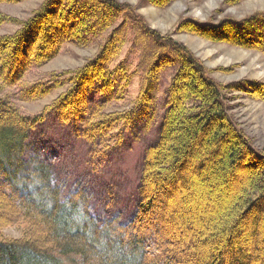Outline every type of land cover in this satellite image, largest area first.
Listing matches in <instances>:
<instances>
[{
  "label": "trees",
  "instance_id": "obj_1",
  "mask_svg": "<svg viewBox=\"0 0 264 264\" xmlns=\"http://www.w3.org/2000/svg\"><path fill=\"white\" fill-rule=\"evenodd\" d=\"M145 1L163 7L172 2ZM6 23L18 28L0 34V264H264V148L230 105L235 92L264 101V82L221 85L189 47L151 28L129 2L43 0L28 18L0 11V27ZM177 30L264 55V10L217 22L185 17ZM97 38L104 40L83 65L54 72L48 83L21 84L67 42L86 46ZM167 69L165 101L155 103ZM134 75L135 99L126 93ZM16 85L25 87L24 101L63 89L39 113L26 115L7 91ZM92 92L106 100L89 110ZM112 101L127 106L109 110ZM53 112L74 124L92 158L123 144L125 128L140 114L144 128L157 121L128 220H99L86 187L65 192L51 164L38 154L26 157L31 131ZM15 224L21 235H4ZM247 228L250 244L242 245Z\"/></svg>",
  "mask_w": 264,
  "mask_h": 264
},
{
  "label": "rangeland",
  "instance_id": "obj_2",
  "mask_svg": "<svg viewBox=\"0 0 264 264\" xmlns=\"http://www.w3.org/2000/svg\"><path fill=\"white\" fill-rule=\"evenodd\" d=\"M43 0H25L14 4H0V11L19 18H28ZM129 2L138 8L148 25L163 35H170L184 43L204 63L211 76L221 85L232 81L251 79L264 82V55L250 49H244L226 42H215L202 36L178 31L179 22L185 18L199 21H220L225 17L242 18L257 10H264V0H172L168 6H156L145 0H119ZM18 25L6 23L0 27V34L14 32ZM104 38H97L86 46H78L73 41L66 43L63 51L45 66L29 71L21 84L38 81L46 83L54 72L74 69L83 65L94 56ZM128 45L124 47L117 62L124 58ZM134 69V64L129 68ZM171 70L161 74L162 84L155 92V103L165 101V90L170 82ZM25 87L16 85L7 88L10 97L26 115L39 113L46 104L52 102L63 89H57L44 99L24 101L20 93ZM139 79L134 75L128 86V97L135 99L138 95ZM231 112L247 134L253 137L255 145L264 148V101L255 100L245 93L232 94ZM106 97L96 92L90 94L89 110ZM121 102V101H120ZM126 104H108L109 110L123 109ZM145 118L140 114L136 123L125 128L123 144L111 150L107 156L90 155V144L75 132L73 123H63L57 113L49 114L47 120L31 131L28 139L26 157L38 154L52 166L54 180L69 192L78 186L86 187L90 192L92 214L99 220L120 216L128 220L138 200L137 186L139 172L146 145L158 136L157 121L149 128ZM157 199L160 195L156 193ZM1 217V216H0ZM8 237H19L21 228L15 224L2 231ZM249 229L243 230L240 244L249 242ZM250 244V242L248 243ZM249 250V249H248Z\"/></svg>",
  "mask_w": 264,
  "mask_h": 264
}]
</instances>
